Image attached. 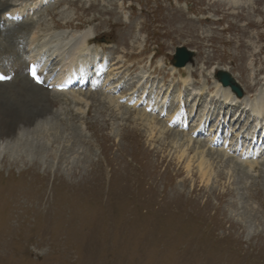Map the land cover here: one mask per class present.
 Wrapping results in <instances>:
<instances>
[{"label":"rangeland","instance_id":"374dc122","mask_svg":"<svg viewBox=\"0 0 264 264\" xmlns=\"http://www.w3.org/2000/svg\"><path fill=\"white\" fill-rule=\"evenodd\" d=\"M2 1L25 11L19 33L32 26L42 36L90 33L111 47L107 53L117 51L120 98L146 72L159 88L179 86L168 99L173 110L178 93L213 92L221 69L244 93L264 94V0H242V6L228 0H60L31 16V1ZM180 46L195 53L193 64L178 71H191L190 83L171 67ZM81 89L74 93L85 94L82 100L49 94L62 107L47 116L32 112L52 117L63 134L55 140L45 127L41 144L29 153L1 145L24 123L0 112V264H264L263 163L251 168L228 155L215 158L221 150L210 152L186 132H169L101 89ZM28 92L33 96L0 91V104L21 100L30 110L36 104L42 109L45 96ZM215 102L208 105L213 114ZM171 113L184 117L179 108ZM196 125L197 117L190 130L198 133Z\"/></svg>","mask_w":264,"mask_h":264},{"label":"bare ground","instance_id":"6f19581e","mask_svg":"<svg viewBox=\"0 0 264 264\" xmlns=\"http://www.w3.org/2000/svg\"><path fill=\"white\" fill-rule=\"evenodd\" d=\"M227 3L229 5H232V6H240V5L242 6V4H245V2H243L242 0H228V2H226V4ZM10 7L11 6L7 3L0 4V14L2 13V15H3L4 11L7 12V10ZM19 14H20V12H19ZM66 25H68V24H65V26ZM53 27H55V26H53ZM59 36H60L59 34H56V35L52 36V38H51L52 40L49 39L47 42H51V41L63 42ZM91 36L92 35L90 33H86L84 38L77 37L74 39H69V41L72 42L71 44H73V45H71V49L76 47L77 50L85 51L86 47H87L85 45V43L88 39L92 38ZM18 39H19V37H16L13 32H11V31H5L4 32V39L3 40L5 42L0 39V56H2V58H3V59H0V69L2 70L3 73H7V74L10 73L11 71H13L15 73L14 80L18 81V84H20V83L26 82V80L28 81V78L23 72V70L26 69L25 67L27 64L24 65L23 63L19 62L17 59L18 52H17L16 48H17ZM6 40L9 43L12 42L14 44V46H12L13 48H11L10 45H8L9 47L7 46ZM74 52H70V53L66 54L67 60L70 64V67H67L68 68L67 76L61 80L60 79L54 80L52 83H54L55 85L61 84V83H67L71 86L75 82V76L73 74L75 72V70H74L75 69L74 68L75 53ZM186 67H188V66H186ZM225 71H227V70H225ZM82 75H83V73H81L78 76L80 77ZM144 79H145V77H143L142 80H144ZM82 80H84V77ZM250 80L251 81L253 80L252 74H250V76H249V81ZM27 86H28V89L25 88V86L23 87V88L27 89V91L31 92L33 90H36L35 86L28 85V84H27ZM216 86H217L216 96L221 98V100L223 101V102H221L222 103L221 108H223V106H224V107L230 108L229 110L235 109L236 111H240L239 112L240 115L243 112H245L246 110H248V112H250V114L252 116L254 115V117H255V123L252 126L253 129L255 130L256 127H260L259 117L264 112V101L260 95H257L254 99H251V96H248L247 94H245L242 98H237L229 90V87L223 88L219 84H216ZM40 95L43 96L42 94H40ZM9 101L8 102L4 101L0 104V105H2V106H0V112H2L3 114H5L7 112H11L12 117L14 119L18 120L19 123H24V125L22 127H18L17 137H14V138L8 137L9 139L5 138L3 141L4 143H1V145L4 144L5 147H10V148L14 149L15 151H20L21 149H26L27 152L29 153L33 149H35L38 146V144H41L42 139H40L39 137H41L42 134H39V133L41 131H43L45 129V127H47V128L49 127L50 132H52L51 136L55 140L58 139L61 134H63V132L56 125V123H54L52 121V119H51L52 117H50V118L45 117L42 119L38 118V117H43V115H45L47 111H51L54 108L55 104H57V102L54 99L50 100L46 96L44 98V101H43L44 106H42V109H40V110H39V108H40L39 104L37 105L36 103H35L36 105L34 104L35 106L33 105L34 106L33 109L30 110L26 106L24 107L22 105L23 101H21V100H18L16 102H11V103H9ZM32 102H33V100H32ZM38 103H39V101H38ZM34 111L35 112L44 111L45 113L43 115L37 116V115H39V113H36V114L33 113L32 114V112H34ZM240 115H239V117H240ZM45 116H47V115H45ZM28 136L31 138L32 141L24 139L25 137H28ZM184 153L185 152H183V154ZM183 154H181V155L184 156ZM205 163H206L205 160H203L201 157L199 164H198V167L200 170L199 175H200L201 179H205V178L209 177L208 170L202 169ZM187 169H188V167H187ZM247 215H248L247 218L250 219V215L248 213H247Z\"/></svg>","mask_w":264,"mask_h":264},{"label":"water","instance_id":"95a60500","mask_svg":"<svg viewBox=\"0 0 264 264\" xmlns=\"http://www.w3.org/2000/svg\"><path fill=\"white\" fill-rule=\"evenodd\" d=\"M192 57V52L187 51L185 48H177L174 56V65L176 67H183L186 63L192 61ZM219 76H221V82L224 86L231 85L233 83L229 75L221 73ZM232 87L236 90L234 86Z\"/></svg>","mask_w":264,"mask_h":264},{"label":"snow or ice","instance_id":"6c2138e0","mask_svg":"<svg viewBox=\"0 0 264 264\" xmlns=\"http://www.w3.org/2000/svg\"><path fill=\"white\" fill-rule=\"evenodd\" d=\"M32 75H33V78L35 79V78H37V74H36V72H35V69L33 68L32 69ZM5 77H3V76H0V79H4Z\"/></svg>","mask_w":264,"mask_h":264}]
</instances>
